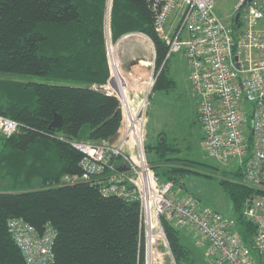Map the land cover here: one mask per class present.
<instances>
[{"label": "trees", "instance_id": "trees-1", "mask_svg": "<svg viewBox=\"0 0 264 264\" xmlns=\"http://www.w3.org/2000/svg\"><path fill=\"white\" fill-rule=\"evenodd\" d=\"M106 1L0 0V73L6 75L0 76V113L17 122L12 134H0V264H27L8 230L11 216L38 232L53 230L50 264H146L138 198L102 191L115 169L106 166L88 179L62 180L81 173L82 152L74 141L119 136L120 101L107 90ZM107 27L111 41L129 32L146 35L153 45L152 89L174 85L150 0H110ZM21 73L48 80L13 77ZM54 112L61 116L58 127L51 125ZM144 150L155 153L146 157L160 181L172 182V190L183 186V173L200 172L166 136L144 143ZM119 161L120 156L112 157L113 166ZM233 166L223 169L219 183L231 202L229 215L250 241L254 224L244 217L243 206L264 190L242 182V165ZM160 220L175 263H190L180 228L162 215Z\"/></svg>", "mask_w": 264, "mask_h": 264}, {"label": "built area", "instance_id": "built-area-1", "mask_svg": "<svg viewBox=\"0 0 264 264\" xmlns=\"http://www.w3.org/2000/svg\"><path fill=\"white\" fill-rule=\"evenodd\" d=\"M150 6L154 27L167 44L166 56L182 50L186 57L207 151L222 164L242 165L241 181L264 190V0H234L228 20L216 11L214 0H150ZM113 49L108 42L107 90L120 101L119 136L115 142L74 141L82 152L81 173L66 174L64 180L97 176L118 155L119 164H112L115 171L102 191L138 198L147 255L157 235L165 239L162 215L198 232L195 242L205 241L218 264H264V192L251 195L243 206L244 217L254 224L246 241L233 216L200 205L193 195L173 192L170 180L160 181L144 150L146 95L132 107L135 96L126 92ZM151 67L147 94L154 81ZM16 129V120L0 113V134ZM7 227L27 264L51 263V228L38 232L18 216L9 217Z\"/></svg>", "mask_w": 264, "mask_h": 264}, {"label": "rangeland", "instance_id": "rangeland-1", "mask_svg": "<svg viewBox=\"0 0 264 264\" xmlns=\"http://www.w3.org/2000/svg\"><path fill=\"white\" fill-rule=\"evenodd\" d=\"M233 1L234 0H214L215 9L224 20L230 18L229 15L232 10ZM106 2L107 16L110 0ZM107 26L108 16L106 18L105 27ZM105 32L106 42L108 38L115 48L117 39L111 41L109 29L108 32L107 30ZM125 43V47L129 45L132 49L134 48L138 54H146L149 52L150 56L148 60L150 64L153 63L151 45H147L146 40L142 37L129 34ZM188 70V63L182 50L172 52L169 55L167 73L174 80V85L167 89H152L151 86V91L146 97L144 106L143 142L150 143V145L155 144L164 136L172 143L174 142V144L177 145L179 156H185L195 160L194 167L200 172L190 171L183 173L181 175L183 186H175L173 192L177 194L185 193L193 195L197 198L200 205L216 208L229 215L232 213L231 202L225 188L219 183V177L222 175L224 168L231 169L234 166L231 163L225 166L217 161L214 156L207 151L203 143L200 126L195 117L196 94L191 89L188 81ZM153 73L151 74L152 79ZM0 76L6 75L0 73ZM13 77L22 80H48L44 75L32 73L15 74ZM113 80H115L114 77ZM149 82L150 81H148V83ZM175 154L177 155V153ZM146 155L149 158H154L155 153L152 150H147ZM189 237L190 241L186 242V244L190 250L192 260L188 264H218L213 255L208 251V246L205 241L201 244H197L193 241L200 238L198 232L194 230L191 231ZM154 247H157V251H153ZM145 255L147 260L148 255L146 253ZM160 260H162L163 264H176L169 251L166 240L159 234L154 238L150 248V264H161Z\"/></svg>", "mask_w": 264, "mask_h": 264}, {"label": "crops", "instance_id": "crops-1", "mask_svg": "<svg viewBox=\"0 0 264 264\" xmlns=\"http://www.w3.org/2000/svg\"><path fill=\"white\" fill-rule=\"evenodd\" d=\"M129 34L132 36H140L144 40H146L147 45L149 46L151 45L152 60H153V45L150 39L141 32H129L128 34L121 35L116 40V46L114 48L116 66L119 74L122 77L123 83L126 87V92L128 94H133L135 96L134 101H132V107L136 108L139 100L143 98L145 95L146 97L148 96L147 94L148 85H149L148 81L151 70V64L150 61L148 60L150 53L148 52L146 54H138L135 51V49L134 48L132 49V47H130L129 45L125 47L126 46L125 41L129 37ZM188 74H189V70H188ZM188 81H189V77H188ZM114 139L111 140L109 139V142H114L115 141ZM191 231H193L191 228H187V227L180 228V239L183 243L186 244V242L190 241L189 235L191 234ZM156 248L157 247H154L153 251H157ZM160 263L163 264L162 260H160Z\"/></svg>", "mask_w": 264, "mask_h": 264}, {"label": "water", "instance_id": "water-1", "mask_svg": "<svg viewBox=\"0 0 264 264\" xmlns=\"http://www.w3.org/2000/svg\"><path fill=\"white\" fill-rule=\"evenodd\" d=\"M108 15H109V9H108ZM107 15V16H108ZM107 16H106V18H107ZM108 29V27H106V30ZM151 86H152V84H151ZM151 86H150V88H151ZM60 123H61V116H60V114L59 113H57V112H54V114H53V119H52V121H51V125L52 126H55V127H58V126H60ZM114 137L115 136H112L111 138H110V140L111 139H114Z\"/></svg>", "mask_w": 264, "mask_h": 264}, {"label": "bare ground", "instance_id": "bare-ground-1", "mask_svg": "<svg viewBox=\"0 0 264 264\" xmlns=\"http://www.w3.org/2000/svg\"><path fill=\"white\" fill-rule=\"evenodd\" d=\"M110 42L109 39L107 38V43ZM112 45V44H111ZM107 57H108V54H107ZM108 66H109V57H108ZM122 86V84H120ZM111 166H112V162H111ZM111 166H107V167H111ZM112 168V167H111ZM62 180H64V176L62 177Z\"/></svg>", "mask_w": 264, "mask_h": 264}]
</instances>
